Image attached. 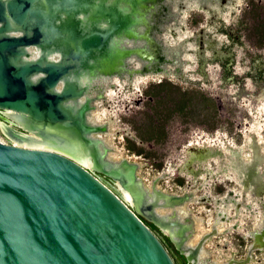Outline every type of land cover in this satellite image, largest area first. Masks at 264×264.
<instances>
[{"label":"water","instance_id":"obj_1","mask_svg":"<svg viewBox=\"0 0 264 264\" xmlns=\"http://www.w3.org/2000/svg\"><path fill=\"white\" fill-rule=\"evenodd\" d=\"M80 1L0 0V111L7 117L0 119L7 138L0 139V264H175L144 218L195 264L210 235L196 247L190 244L195 221H181L175 213L187 199L150 192L136 175V163L109 160L106 147L94 137L100 126L87 119L98 98L90 95L97 80L161 72L159 65L168 60L153 29L154 18L165 13L164 0L122 1V10L127 6L135 16L142 9L146 20L119 36L115 28L124 32V21L110 17L109 9L96 14L111 31L102 27L87 35L65 19L71 11L82 16L92 9L87 0ZM22 45L32 50L24 52ZM57 53L60 62L49 61ZM132 57L140 67L129 65ZM40 73L45 78L34 85ZM69 76L87 82L81 88ZM62 77L63 94H51ZM67 100L72 103L61 105ZM97 172L116 180L132 200ZM159 208L172 214L161 215ZM263 249L250 252L254 257ZM258 260L263 263L264 255Z\"/></svg>","mask_w":264,"mask_h":264},{"label":"rangeland","instance_id":"obj_2","mask_svg":"<svg viewBox=\"0 0 264 264\" xmlns=\"http://www.w3.org/2000/svg\"><path fill=\"white\" fill-rule=\"evenodd\" d=\"M87 1L92 8L89 12L84 10L82 16H78V10H74L65 18L75 27H82L87 35L102 27L111 31L109 26H102L105 22H101L96 10L109 9L110 17L124 21V32L121 27L115 28L117 36L127 34L134 22L146 20L142 9H138L135 16L127 6L122 10L119 4L129 3V0ZM183 1L185 7L180 9L176 1L171 3L178 13L164 24L162 33H156L165 50L181 49L178 62H164L167 73L147 71L134 74L131 81L117 75L104 78L107 99L95 100V109L90 112L92 121L110 123L113 132L107 139L116 150L110 158L136 162L137 174L146 187L158 177L160 187L172 190L170 175L186 162L191 153L190 143L199 140L203 143L201 136L207 139V145H211L208 138L214 137V145L210 147L224 155L250 159L256 146L264 158V0ZM129 14L133 15V20H127ZM141 64L136 57L129 59L132 67ZM177 67L182 71H177ZM111 82L115 83L114 87L109 86ZM0 139L7 142L1 136ZM213 158L192 162L195 166H219L222 156L217 153ZM161 159H165V169L160 167ZM165 172L169 174L165 176ZM182 173L192 187L205 181L204 175L192 176L185 170ZM210 186L197 194L215 190ZM253 200V209L259 208L256 199ZM207 206L198 202L193 205L196 220L201 223L194 240L212 221L206 212ZM263 215L261 208L257 213L245 210L238 218L240 228L220 234L219 238L215 236L212 241L226 239L236 246L237 234L254 228L253 224ZM229 224L224 222L221 227ZM241 255L243 252L238 257ZM263 255L264 249L256 252L248 264H264L258 260Z\"/></svg>","mask_w":264,"mask_h":264},{"label":"flooded vegetation","instance_id":"obj_3","mask_svg":"<svg viewBox=\"0 0 264 264\" xmlns=\"http://www.w3.org/2000/svg\"><path fill=\"white\" fill-rule=\"evenodd\" d=\"M176 1L178 3L179 9L185 7L183 0H164L163 6L161 9L165 11L163 15L159 18H154L155 28L153 29V35L157 42L161 43V39L157 36L156 33H162L164 30V24L171 21L175 18L176 12L172 9L171 3ZM216 1V0H212ZM222 3H228L232 0H219ZM162 45V44H161ZM164 54L167 58L168 62L170 63H177V58L180 57L181 49L178 47L175 50H165ZM167 55H172L171 57H167ZM161 72L164 71L167 73V68L163 66V64L159 65ZM177 71H182L180 67L176 68ZM122 77L128 78V81H131L132 75L128 73H123ZM130 85H132L130 83ZM110 87H114L115 83H109ZM90 95L98 96L96 100L101 99L102 101H106L107 94L105 89V81L104 79L99 80L96 83V89L92 91ZM95 102V101H94ZM92 103L93 109H95V103ZM90 111V112H91ZM89 112V113H90ZM91 114V113H90ZM88 115L87 119H93L92 115ZM0 119H7V117L2 114L0 111ZM97 125L100 126L101 132L95 134L94 137L98 138L104 147L107 149V158L111 161L121 162L123 160L128 161L129 163H136L129 161L127 158H119V159H111L110 157L113 156L115 153V148L107 139V136L110 135L113 131L111 130L110 123L108 121L97 122ZM116 133L119 134V131ZM0 136L7 140V138L0 132ZM202 139L203 143H200V140L196 143L189 144V151H191L189 157L186 159V162L183 165H179L175 168V172L170 175L172 178L173 185L170 186L172 190L168 188L160 187L158 184V177L154 178L151 181V184L145 188H147L150 192L154 190H158L167 196H182L187 199L185 206L179 210H177V218L181 221H185L188 219H192L195 221L194 225V236L198 232L199 225L201 224L196 220L197 214L194 211L193 205L195 202L198 203H206L208 216L212 217V221L196 239L194 240V236L192 237V242L190 243L194 247L199 245L203 237H207L208 239L203 242V246L201 250H199L197 256L195 257V264H248L250 261L253 260L252 253L250 252L253 249L262 247L264 248V217H259L258 221L253 224L251 229L246 230V232H241L242 234L238 233L237 237L235 238L237 243L236 246L230 244L231 242L227 241L226 239L218 240L216 239L215 242L212 240L220 234H227L230 233L231 230H235L239 225L240 215L245 210L249 212L257 213L259 208L264 211V158L260 155L258 148L253 146V152L250 159L243 160L241 157H233L230 154L224 155L222 151L219 149H212L210 146L214 145L215 138L211 137L208 138L209 143L211 145H207V139L204 136L199 137ZM173 144V143H172ZM151 148L153 146L151 145ZM219 153L222 156V160L220 165L216 167L215 164H210L209 167L203 166H195L193 162L195 159L203 160L211 158L214 160L215 157ZM227 158V159H226ZM172 160H176V158H172ZM137 164V163H136ZM160 167L165 169L166 162L165 159H161ZM164 164V166H163ZM208 168V169H207ZM139 170V165L137 164L136 175L138 176L137 172ZM191 173L192 176H205V181L200 183L199 185L192 187L189 181H185L183 171ZM234 173L232 176L230 173ZM165 176L169 174V172L164 173ZM96 175L106 181L110 186L118 190L120 193V189H118V183L116 180L106 176L103 173L97 172ZM139 177V176H138ZM211 184H215L210 186ZM207 186L212 187L213 191L205 192L202 195H198L199 191L206 188ZM176 190H174V189ZM178 189V190H177ZM250 199V200H248ZM253 199H256V202L259 203V208L253 209ZM221 204V205H220ZM161 209V208H159ZM157 209L159 214L161 215H169L172 214L171 209H164L160 210ZM231 210L229 213L228 210ZM200 215H198L199 217ZM203 221L205 217L200 216ZM199 217V219H200ZM146 224L159 236V239L163 242L169 253L171 254L172 258L175 261V264H193L189 262L184 255L181 254L180 250L177 249L175 244L171 241L169 236L163 232L160 228L155 226L152 222L144 218ZM230 223L227 227H221L222 223ZM232 222V223H231ZM204 224V223H203ZM219 238V237H218ZM190 244L187 243L186 247H189ZM233 245V246H232ZM234 249V253L233 252ZM218 251V252H217ZM216 252V253H215ZM243 252V256L238 257ZM217 253H219L217 255ZM230 253V254H229Z\"/></svg>","mask_w":264,"mask_h":264},{"label":"clouds","instance_id":"obj_4","mask_svg":"<svg viewBox=\"0 0 264 264\" xmlns=\"http://www.w3.org/2000/svg\"><path fill=\"white\" fill-rule=\"evenodd\" d=\"M17 34H13V36H16ZM23 34H19V38H23ZM22 51L24 52H30L32 50V46L30 45H22L21 46ZM49 61L51 62H55V63H59L61 60L60 55L54 54L48 57ZM46 74L40 73V74H36L33 77V83L34 85H37L40 83V81L45 78ZM70 82L76 83L78 87H83L84 84L87 82V78H81V79H76L74 77L69 76L68 77ZM63 88H64V78L62 77L61 80L54 86L52 87V89H49V92L51 94H55V95H62L63 94ZM72 101L71 100H67L65 102H63L61 105L63 104H71Z\"/></svg>","mask_w":264,"mask_h":264},{"label":"bare ground","instance_id":"obj_5","mask_svg":"<svg viewBox=\"0 0 264 264\" xmlns=\"http://www.w3.org/2000/svg\"><path fill=\"white\" fill-rule=\"evenodd\" d=\"M152 51V50H151ZM99 82V80H97L96 81V83H98ZM37 146H39V145H37ZM42 146H44L43 144H40V146L39 147H42ZM79 160H81V161H83L84 163H85V165H87V166H91V162L88 160V159H84V158H78ZM118 189H120L121 187H120V184H118ZM121 190V194L123 195V197L125 198V199H127V200H129V201H131L132 200V198H131V196H130V194L127 192V191H122V189H120ZM176 213V212H175ZM177 214V213H176ZM176 216H178V214L176 215ZM165 217H167L168 218V216H165ZM185 245H186V243H185Z\"/></svg>","mask_w":264,"mask_h":264}]
</instances>
